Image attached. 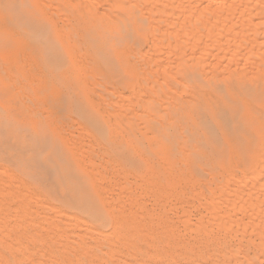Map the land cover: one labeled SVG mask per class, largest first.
Masks as SVG:
<instances>
[{
	"label": "bare ground",
	"instance_id": "obj_1",
	"mask_svg": "<svg viewBox=\"0 0 264 264\" xmlns=\"http://www.w3.org/2000/svg\"><path fill=\"white\" fill-rule=\"evenodd\" d=\"M0 264H264V0H0Z\"/></svg>",
	"mask_w": 264,
	"mask_h": 264
},
{
	"label": "rangeland",
	"instance_id": "obj_2",
	"mask_svg": "<svg viewBox=\"0 0 264 264\" xmlns=\"http://www.w3.org/2000/svg\"><path fill=\"white\" fill-rule=\"evenodd\" d=\"M63 120V123L64 122H66V121H70L69 119H67V118H63L62 119ZM79 133H82V132H79ZM83 134L84 133H82V134H79V136L81 135V140H80V138L77 136V133H75V137L76 138H74L73 137V139H76L75 141H77L78 139H79V143H81V142H83V141H85V142H87L86 140H88L87 138H86V136H84V138H83ZM78 138V139H77ZM70 139L72 140V138L70 137ZM83 139H85V140H83ZM81 141V142H80ZM154 169H157V167H156V165H155V168ZM180 180V179H179ZM180 182H183V181H180ZM180 182L178 183V184H180ZM187 182V181H186ZM185 182V183H186ZM184 182L183 183H181L180 185H182V184H185ZM262 183V182H261ZM187 184V183H186ZM198 184V185H197ZM199 186V187H198ZM187 187H190V185L188 184L187 185ZM192 187H194V191L192 190V193H193V197H191L192 196V194H191V196L189 195V197H191V198H187L188 197V195L187 194H183V193H180V195L179 194H177L179 197H181V201L179 200L180 198L176 195V197L172 194V193H170V196L168 195V194H166V192H164L163 194H161V193H158L157 194V196H153V197H151V196H147L148 198H146V196H145V198H144V200H145V202L144 203H146L145 205L147 206L146 207V210L148 209V213L149 214H151L152 215V217L153 218H157L158 219V221H160V223H162L163 224V222L166 220V218H167V220H166V222H164V224H167L168 226H176L177 227V225H178V227H180V229H182V226H180V224L178 223V221H180V218L183 216V212L184 211H186V212H189V211H191V212H189L190 214H189V218L190 219H192V218H195V219H197L198 217H199V215H200V213L202 212V214L204 215V214H206V212L205 211H203V207H201L200 206V202H202L201 204H203L204 203V201L206 200V199H208V194L207 193H205V194H200L201 195V200L198 202L197 201V196H198V194L201 192V189H200V185H199V183H195V186H192ZM191 187V188H192ZM257 187V189H255L257 192H258V194H259V190H261V184L259 183L258 184V186L256 185L255 186V188ZM202 188V187H201ZM195 189H197V190H195ZM200 189V190H199ZM191 190V189H190ZM189 191V190H188ZM256 191H254V192H256ZM197 192H199V193H197ZM195 193H197V195L195 194ZM172 194V195H171ZM183 196H182V195ZM261 194V193H260ZM185 195V196H184ZM195 195H196V197H195ZM173 196V197H172ZM262 196V195H261ZM261 196H259V197H261ZM155 197H157V202H158V204H157V202H156V200H155ZM199 197V196H198ZM263 197V196H262ZM176 198H178V199H176ZM196 198V199H195ZM204 198V199H203ZM149 199H152V200H149ZM155 200V202H156V205H158V206H155L154 205V200ZM173 199V200H172ZM176 200V203H175V200ZM189 199V200H188ZM194 199H195V201H194ZM260 199H262V198H260ZM161 200V201H160ZM203 200V201H202ZM162 201H165V202H162ZM187 201V202H186ZM190 201H193L192 203L190 202ZM154 202V203H153ZM182 204H181V203ZM164 203H166V207L164 206L165 204ZM175 203V204H174ZM179 203V204H178ZM152 204V205H151ZM160 204V205H159ZM164 204V205H163ZM169 204V205H168ZM180 204H181V206H180ZM185 204V206H183ZM190 204V205H189ZM193 204V205H192ZM175 205V206H174ZM149 206V207H148ZM151 206V207H150ZM169 206V207H168ZM196 206H198V208L196 207ZM160 207V208H159ZM170 207H172L171 209H170ZM174 207V208H173ZM198 209H196V208ZM155 208V209H154ZM158 208V209H157ZM200 208V209H199ZM202 208V209H201ZM153 209V210H152ZM164 209V211H162ZM181 209V210H180ZM173 211V214H172V211ZM188 210V211H187ZM202 210V211H201ZM155 211V212H154ZM160 211V212H159ZM170 211V212H169ZM177 213H176V212ZM197 213H195V212ZM200 211V212H199ZM204 212V213H203ZM155 213V214H154ZM195 213V214H194ZM161 214V215H160ZM163 214H165V215H167V216H165V215H163ZM181 214V216H178V215H180ZM173 215H175V216H173ZM173 216V217H172ZM179 217V218H178ZM170 218L172 219V220H170ZM237 218H241V216L240 215H237ZM156 219V220H157ZM162 219V220H161ZM177 219H179V220H177ZM195 219H194V221H192V222H195ZM155 220V221H156ZM163 221V222H162ZM172 221V222H171ZM163 224V225H164ZM177 224V225H176ZM182 232V231H181ZM188 239L190 238V235H187L186 236ZM192 237V236H191ZM23 244H25V243H23ZM27 245V244H26ZM25 246V245H24Z\"/></svg>",
	"mask_w": 264,
	"mask_h": 264
}]
</instances>
